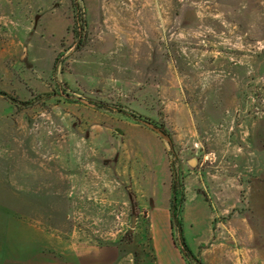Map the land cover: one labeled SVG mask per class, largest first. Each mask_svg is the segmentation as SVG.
Instances as JSON below:
<instances>
[{"label":"rangeland","instance_id":"374dc122","mask_svg":"<svg viewBox=\"0 0 264 264\" xmlns=\"http://www.w3.org/2000/svg\"><path fill=\"white\" fill-rule=\"evenodd\" d=\"M80 3L77 50L70 0H0L3 264H155L172 178L201 264H264V0Z\"/></svg>","mask_w":264,"mask_h":264},{"label":"trees","instance_id":"16d2710c","mask_svg":"<svg viewBox=\"0 0 264 264\" xmlns=\"http://www.w3.org/2000/svg\"><path fill=\"white\" fill-rule=\"evenodd\" d=\"M81 0H70L72 10H73V26L71 33L74 39V45L77 50H81L88 41L87 35V20L85 16V11L81 5ZM163 136H165L168 140V144L171 146V140L165 130L160 128L158 130ZM185 201V194L184 188L181 183H176L173 178L170 185V199H169V207L168 213L170 217V229L172 232L176 234V238L178 239L179 243H177V239L174 235H171L172 242L176 248L179 249L180 254L182 255L183 259L190 263L194 262L195 264H201V262L191 254L189 249L187 248L182 234H181V224L178 220V214L181 210Z\"/></svg>","mask_w":264,"mask_h":264},{"label":"crops","instance_id":"0c3cea01","mask_svg":"<svg viewBox=\"0 0 264 264\" xmlns=\"http://www.w3.org/2000/svg\"><path fill=\"white\" fill-rule=\"evenodd\" d=\"M154 248L155 264H186L178 248H176L172 242V237L168 240H163L158 244L152 242ZM102 252H94L81 246L80 252L75 254L74 261H70L65 255L64 259H68V264H118L119 257L116 256V252L109 254ZM67 261H63L67 264ZM0 264H3V229L2 218L0 217Z\"/></svg>","mask_w":264,"mask_h":264}]
</instances>
